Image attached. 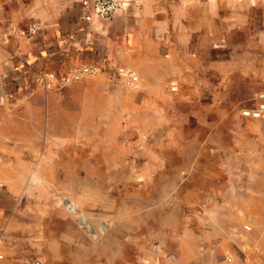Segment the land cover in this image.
<instances>
[{"label":"crops","instance_id":"crops-1","mask_svg":"<svg viewBox=\"0 0 264 264\" xmlns=\"http://www.w3.org/2000/svg\"><path fill=\"white\" fill-rule=\"evenodd\" d=\"M92 1L0 0V264H264V120L244 117L256 152L226 156L230 166L191 161L181 189L192 194V180H205L196 188L205 198L192 206L190 233L165 241L170 255L160 262L156 252L143 263L151 252L137 243L94 255L72 215L45 203L46 169L64 162L60 132L85 120L115 130L110 116L120 123L127 113L146 129L202 139L264 90V0H125L111 17L86 22ZM220 38L224 47L214 48ZM79 63L98 70L57 89L34 80L38 70ZM117 67L136 81L114 82Z\"/></svg>","mask_w":264,"mask_h":264},{"label":"rangeland","instance_id":"rangeland-1","mask_svg":"<svg viewBox=\"0 0 264 264\" xmlns=\"http://www.w3.org/2000/svg\"><path fill=\"white\" fill-rule=\"evenodd\" d=\"M112 79L129 85L123 79ZM111 118L115 117L110 116L109 123L115 130L105 131L100 121L85 120L76 132H60L66 136L65 147L55 151L64 162L57 164L58 172V168L55 172L46 169L40 186L45 203L59 204L62 214L72 215L94 255L107 249L115 257L119 251L131 250L130 243H137L144 247L142 251L151 252L141 256L143 263L151 262L156 252H160L156 257L160 262L170 255L165 252V241L177 242L190 233L185 223L196 216L192 206L205 198L196 189L205 180H192V194L181 189L192 169L191 161L206 155L213 167L228 155L250 153L248 119L238 112L222 116L226 121L221 130L206 132L200 139L195 133L146 129L148 116L141 125L127 113L120 123ZM31 182L36 180L29 179L30 186Z\"/></svg>","mask_w":264,"mask_h":264},{"label":"built area","instance_id":"built-area-1","mask_svg":"<svg viewBox=\"0 0 264 264\" xmlns=\"http://www.w3.org/2000/svg\"><path fill=\"white\" fill-rule=\"evenodd\" d=\"M124 4L125 0H93L89 10L83 12L82 19L88 22L92 16L111 17ZM38 29L39 24L37 23H31L26 28L30 33L36 32ZM224 45L223 38L212 44L214 48H222ZM97 70L98 67L95 65L79 63L67 70H38L34 73V80L43 89L59 88L70 82L80 80L85 75L95 73ZM114 77L123 79L127 83H134L137 79L134 72L122 67L115 69ZM239 114L246 118L264 120V90L256 94L252 105L240 108Z\"/></svg>","mask_w":264,"mask_h":264}]
</instances>
